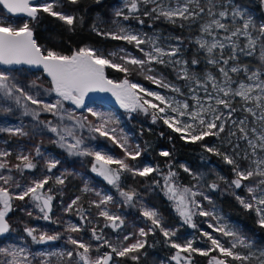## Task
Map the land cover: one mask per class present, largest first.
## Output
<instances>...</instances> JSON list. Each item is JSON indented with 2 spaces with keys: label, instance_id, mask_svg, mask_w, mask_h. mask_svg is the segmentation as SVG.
Here are the masks:
<instances>
[{
  "label": "snow or ice",
  "instance_id": "1",
  "mask_svg": "<svg viewBox=\"0 0 264 264\" xmlns=\"http://www.w3.org/2000/svg\"><path fill=\"white\" fill-rule=\"evenodd\" d=\"M68 2L78 4L80 0H68ZM95 2L99 4L101 0H95ZM148 4L153 7L144 10L143 16H154L155 19H163L182 29L198 24L199 35L193 37L190 42L197 46V52L204 53L206 64L215 68L218 74L211 71L203 74L190 71L189 65H198L201 61L195 56L191 60L183 59L182 36L169 37L175 43L162 46L158 34L148 37L146 33H140L122 25H118L115 30L102 31L93 25V31L98 36L133 44L142 56H134L124 48L105 55L99 49L89 46L78 48L71 55H65L52 49H43L34 39L33 29L29 23L24 22L22 26H16L0 18V65L8 66L0 70L2 98L14 102L23 109L22 115L31 116L43 129L55 134L57 139L54 142L64 148L69 155L92 157L94 162L91 171L115 187L123 198L122 202L126 204H132L137 193L135 190L121 189L122 174L128 172L133 176L147 177L153 172L159 173L160 169L159 166L154 167L150 164L135 167L127 162L129 159L135 161L141 156L140 146L129 145L122 130L120 135H117V128L110 127L118 123L112 114L86 106L85 101L89 93H111L119 106L129 113L139 110L148 114L151 110L153 123L157 119L162 120L172 131L180 133L181 139L186 142L196 143L207 137L220 139L221 134H225L221 143L226 141L232 146L231 154L221 151L216 146L205 144L203 147L207 152L220 156L225 163L232 166L235 178L230 181V187L244 188L248 196L238 195L235 191L232 194L245 210L255 213L258 227L264 229V18L258 20L248 8L235 3L234 0H175L174 3L173 0H126L127 14L123 9H118L115 15L122 17L125 21L130 18L137 19L142 25L144 20L140 19L138 14L141 13V5ZM0 6L8 14H26L32 20L37 18L38 13L44 12L69 26H73L78 19L81 21L83 19L56 11L55 0L53 3L39 4L35 0H0ZM259 7L264 11V0H259ZM241 38L245 41L243 44ZM144 45H147V48L143 47ZM257 53H259L258 59L261 66L252 67L241 62V56L253 57ZM115 58H118L120 62H115ZM154 64L174 67L177 78L185 81L187 95L180 86L167 81L162 75L154 74L156 73V69L152 67ZM13 66L41 69L50 78L51 87L43 89L36 81H32L26 86L28 89L26 90V87L21 86L12 75V72L21 71V69ZM129 66L139 68L145 75V79L153 84L185 98L177 99L176 96H166L160 92L148 90L140 84L130 82L127 78L116 82L106 75V68L127 74L130 71ZM241 74L243 78H239ZM36 89L39 90L32 91ZM41 91L46 95L55 93L58 98L55 102H46L40 96ZM65 101L71 102L76 109H86L96 118L95 121L89 120L84 115L78 116L74 110L65 109ZM12 111L11 106H0V112L11 113ZM44 112L51 113L57 119V123L41 121L39 117ZM238 113L240 115H237ZM64 121L70 123L65 124ZM84 130L89 133L90 140H95L98 134L99 137L107 138L114 145L119 146L124 152V158H116L102 148L86 145L83 137ZM0 132L16 136L29 135V131L22 122L14 127H0ZM239 141L246 142V148L241 149ZM35 152L36 156L42 155L39 147L35 149ZM10 155L8 151L0 150V172L9 169L6 158ZM159 155L169 157L171 153L164 150ZM17 159L21 162L14 165L18 171L32 170L37 167L31 154L26 155L21 152ZM241 160L248 161V166L242 168ZM59 163L58 159H48L47 171L50 173ZM180 167L184 172L192 174L194 179H198L187 166L182 164ZM176 178L177 173L172 171L169 165L163 190L167 198L173 202L175 211L183 224L195 229L198 227L193 219L195 216L212 217L215 220V224H208V228L212 231L201 230V235L209 244L206 249L194 247V238L186 239L183 243L177 242L174 238L179 229L166 227L162 215L155 208L145 207L142 215L150 221V226L147 230L141 227L138 231L140 238L133 243L125 244L124 242L131 238L130 235H125L122 242L114 245L103 236L102 229L97 232L96 228H92V239L101 242L95 247L82 238L72 235H68L67 243L73 248L59 251H41L33 254L27 247L11 244L0 247V257H2L0 264H33L36 256L43 258L40 264H52V257L56 258L57 264H114V256L130 257L133 261H139V253L147 245L146 238L150 234L155 235L157 230L163 235L168 246L175 250L171 256L175 264H193L194 254L209 257V264H229L230 260L238 264H253V261L264 264V250H258V255L253 251L246 254L236 251L237 248L252 249L254 242L227 222L222 223L223 217L217 210H205L204 205L196 199L197 196H201L203 200L212 204L209 196L194 190L195 186L180 185ZM52 179V176L45 175L41 179L32 180L27 186L15 183L14 187L20 189L18 193L10 192L8 187L0 186V237L12 230L8 214L13 210L14 200L24 201L28 198L42 214L38 218L52 219V202L55 197L52 195L51 187L45 189V185H48ZM219 179L224 180V177ZM12 180L11 175H0V181H3L4 185H8ZM65 180L66 175L61 174L54 178V183L63 185ZM250 180H255V183H245ZM218 187L217 183L209 185L210 190ZM82 191L95 190L85 184ZM95 194L100 199L91 203L100 209L99 216L106 221L104 226L119 230L124 225V220L107 208L113 197L107 194L102 195L100 192ZM80 199L79 196L73 199L65 211L71 212ZM77 212L82 221L86 219L84 209L77 208ZM28 215L31 216L32 213L28 212ZM82 228L83 225L69 222L65 231L79 233ZM24 232L35 244H46L61 239L60 233L38 232L33 227L26 226ZM213 233L230 238L227 245ZM101 247H107L110 251H105L93 258L91 253L93 251L99 253ZM213 252L218 255H211Z\"/></svg>",
  "mask_w": 264,
  "mask_h": 264
},
{
  "label": "rangeland",
  "instance_id": "2",
  "mask_svg": "<svg viewBox=\"0 0 264 264\" xmlns=\"http://www.w3.org/2000/svg\"><path fill=\"white\" fill-rule=\"evenodd\" d=\"M53 3L54 0H37L36 3ZM57 3L56 11L64 12L66 14H70L65 11L61 7V3L63 0H55ZM126 0H119V2L115 5L114 11L116 12L118 9H123L127 14V8H125ZM175 0H173V3ZM235 3L244 6L241 2L235 1ZM2 7V6H1ZM153 5H141V18H143V11L146 9H150ZM245 7V6H244ZM3 8V7H2ZM72 15V14H71ZM148 17V16H147ZM0 18L8 20L12 22L16 26H22L24 22L29 23V26L34 29L33 23L35 20L26 19L22 23H17V17L11 14H8L5 9H0ZM28 18V17H26ZM154 18L153 17H148ZM115 22L112 25L107 27V31L115 30L118 25H122L124 27H128L133 29L134 31L140 33H146L148 37H152L155 34L160 36V43L162 46H167L168 44L175 43L174 40H170L169 37L182 36L179 32L174 30H164L160 27L152 26L150 22L140 24L136 22L132 18L129 20H123L122 17H116L114 14ZM230 23V21H229ZM239 23V21H238ZM185 36H182L184 39V43L182 45L183 48V59L191 60L194 56L200 59V63L198 65H189L190 71L197 72L203 74L206 71H211L214 74H218L217 70L213 68L211 65H207L204 60V53L197 52V46L192 43V54L190 58L187 57V50L189 45L191 44L190 40L199 35L198 32V24H193L191 28L187 26L183 28ZM188 38L189 41L185 40ZM245 41L241 38V43L243 44ZM93 48L99 49L105 55L110 52L118 51L120 48H124L127 52L131 53L134 56H142V54L135 48L133 44L122 43L113 48H109L108 50H102L96 46H89ZM143 47L147 48V45ZM43 49H51L45 46ZM53 50V49H52ZM67 55V54H65ZM71 55V54H69ZM259 53L256 56L248 57L241 56V62L249 64L252 67L261 66L260 61L258 59ZM180 58V57H177ZM115 62L119 63V59L115 58ZM158 64L152 65L156 69V73L158 75H162L167 81L176 84L181 87L182 91L187 95V89L184 87L185 81L177 78V71L174 67H166L170 74L168 75L164 69L159 68ZM164 66V65H163ZM7 67L0 66V70H4ZM20 68L21 71H14L12 75L15 76L16 80L20 83L21 86H27L31 84L32 81H36L38 85H41L43 89H48L51 87L50 79L45 76V74L40 70H31L28 67H17ZM130 71L127 74H123L121 77L117 78V80H124L127 78L132 83H137L143 86L144 88L154 91L160 92L166 96H176L177 99H184L185 97H181L176 93L170 92L168 89L161 88L151 81L145 79V75L141 72V70L135 66H129ZM165 68V66H164ZM107 69V68H106ZM139 70L138 73L136 70ZM39 78V79H38ZM237 78V77H234ZM243 75L241 74V77ZM26 90L27 87H26ZM39 89L32 90L33 92L38 91ZM143 95V94H141ZM203 95V93H201ZM40 96L46 102H55L58 98L55 93L45 94L43 91L40 92ZM147 99H153L151 97H145ZM24 101H22L23 103ZM153 102L158 103L153 100ZM30 103V102H28ZM191 103V101H190ZM0 106H11L13 111L11 113L0 112V127H14L19 125L21 122L25 126L26 130L29 131L28 136H16L9 134L7 132H0V150H6L11 153L10 156L6 158V161L9 165V169H5L0 172V175L8 176L11 175L13 180L10 181L8 185H4L3 181H0V186L8 187L10 192L18 193L20 189L15 188L14 184L19 183L21 186H27L31 183L32 180H37L43 178L45 175L52 176L53 179L49 181L48 185H45V189L51 187L52 195L55 197L53 200V208L51 212V220H44L41 217V213L38 209L35 208L34 204L26 198L24 201L14 200L13 201V210L8 214V219L11 222L12 230L10 233L4 235L0 238V247L8 246L11 244H16L22 247H27V249L35 254L41 251L51 252V251H59L62 249H72L73 246L67 243L68 235H72L74 237L82 238L85 242H89L95 247L98 243L92 239V228H96L97 232L103 230V236L111 241L114 245L119 244L123 241V237L125 235H130L131 238L124 242L125 244L133 243L136 239H139L138 231L141 227L148 229L150 226V221H148L145 217H143L142 212L145 207L147 208H155L163 217V223L166 227L169 228H178L177 236L174 238L177 242L183 243L186 239H195L194 247L200 248H208L209 244L207 239L201 235V230L203 231H212V229L208 228L209 223L215 224V220L212 217H202L195 216L194 222L198 225L197 228H191L188 225L183 224L180 216L175 211L173 202L170 201L165 192L163 190L164 180L162 178V171L153 172L151 175L147 177L133 176L131 173L124 172L121 176L120 187L123 190H135L137 193V197L134 199L132 204L123 203V198L120 197L118 190L112 185L108 184L102 177L98 176L96 173L91 171V167L93 164V158L90 156H71L67 153L64 148H61L54 141L57 139L55 134L43 129L42 126L38 125L31 116L22 115L23 109L17 105H15L12 101H6L2 98V94H0ZM87 107H91L96 111L112 114L118 123L110 125V127L117 128V135H120V131L122 130L123 135L127 137L128 143L131 146L139 145L141 149V156L137 158V160H128L127 162L135 167H143L146 164H150L152 166H158L147 154L146 148L142 139L140 137L139 125L145 122H153L152 121V113L151 110L148 114H144L141 111L129 113L125 109L120 106H113L104 101H94L88 105ZM35 107V106H32ZM64 108L72 111L74 110L78 116L84 115L87 116L89 120L95 121V117L91 116L90 113L86 111V109H76L75 105L71 104V102L65 101ZM237 115H240L239 113ZM39 119L41 121H52L54 124L57 123V119L51 113H41ZM251 119V117H250ZM65 124L70 123L69 121H64ZM156 124L161 126L163 123L162 120L157 119ZM225 134H221V138L217 139L215 137H207L203 140L204 144L206 143L209 146L219 147L221 151H226L228 153H232V146L227 144L225 141L221 143V140L224 138ZM83 137L85 138L86 145L90 147H99L105 151H108L110 154L115 156L116 158H124V152L119 146L114 145L107 138L99 137L97 134V138L95 140L88 139L89 133L87 130L83 131ZM206 140V141H205ZM240 148H246V142L239 141ZM39 147L41 156H36L35 149ZM239 151V149H238ZM23 152L24 154H31L34 163H36L37 167L32 170L25 169L22 172L15 169L14 165L21 163L17 156L19 153ZM50 158L58 159L60 161L59 165L53 169L50 173L46 168V161ZM241 167H247L248 161L241 160ZM182 165V164H181ZM113 167H116L113 165ZM61 174L66 175V180L63 185H57L54 183V178ZM195 175L198 179H194L191 184H187L184 186H195L194 190H198L203 192L205 195L209 196L212 200V204H209L207 200H203L201 196H197L196 199L199 200L203 205L205 210H217L219 215L223 217V222H227L229 225L233 226L237 229L241 234L247 236L251 241H253L252 249H244L237 248L236 251L247 253L249 251L256 252L259 254L258 250H264V246H260L257 244L255 239L252 236L247 235L236 226V222L227 218L221 208L217 204L213 190L209 189V185L211 183H217L219 187L217 188L220 192L233 195V191L238 195H242L247 197L248 194L244 188L241 189H233L230 187L229 179L219 168L214 167L209 171L208 174H197ZM193 177V176H192ZM219 177H224V180H220ZM159 183H156V182ZM246 184H253L255 180L246 181ZM85 184L88 185L89 188L94 189L95 191L83 192L82 189L85 187ZM100 192L102 195L107 194L113 197L112 202L107 205L108 210L111 213L117 214L122 217L124 220V225L119 230H114L111 227H105V219L99 216L100 209L96 208L92 205V201H98L100 199L95 193ZM163 194L166 199L169 200L170 208H161L155 200V194ZM79 196L81 199L78 205L73 207L71 212L65 211L67 206L71 203L73 199ZM234 196V195H233ZM77 208H82L85 210L84 215L86 216L85 220L80 219V215L77 212ZM28 212H31L32 215L29 216ZM176 212V213H174ZM173 214H177L173 216ZM178 216L180 220L176 218ZM53 221H56L53 223ZM69 222L72 224L83 225L82 231L79 233H69L66 232L65 229L68 227ZM33 227L39 231H47L49 234L60 233L61 239L57 241L48 242L46 244H35L32 242L31 238L27 236L24 232L25 227ZM215 236L220 238L222 242H227L230 240L228 237H223L219 233H213ZM105 251H110L107 247H101L99 253L93 251L91 253L92 257H96L99 254H102ZM143 251V250H142ZM142 252L139 253L141 256ZM213 256L218 255V253L214 252L211 254ZM2 259V257H0ZM43 258L40 256H36L33 260V264H40V261ZM75 259V257H74ZM52 264H57L56 258L52 257ZM114 264H124L121 257L114 256ZM160 264H164L161 262ZM209 264V261H208ZM229 264H238V262L229 261ZM253 264H257L256 261H253Z\"/></svg>",
  "mask_w": 264,
  "mask_h": 264
},
{
  "label": "trees",
  "instance_id": "3",
  "mask_svg": "<svg viewBox=\"0 0 264 264\" xmlns=\"http://www.w3.org/2000/svg\"><path fill=\"white\" fill-rule=\"evenodd\" d=\"M235 1L244 4L258 20L264 18V11L259 7V0ZM118 2L119 0H101V3L97 4L95 0H80L78 4H71L68 0H63L61 7L78 18L82 17V21L78 19L73 26H69L56 17L40 12L33 23L37 41L42 48L47 46L67 55L85 46H96L104 51L122 44L124 41L105 39L93 31V25L102 31H107V27L115 22L114 7ZM0 9L3 11L1 6ZM26 19L31 20L29 17L19 16L17 17V23H22ZM132 19L138 22L137 19ZM140 19H143L144 23H152L151 25L154 27L174 30L185 36L182 28L169 24L163 19H149L147 16L140 17ZM185 40L189 41L188 38H185ZM191 46L192 43L186 52L188 58L194 54ZM158 67L164 69L168 75L170 74L168 68H164L163 65ZM106 71L109 76L115 79L125 74L112 68H107ZM136 71L140 73L138 69ZM139 132L147 154L160 167L164 182L169 172V165H171V170L177 173L176 179L180 185L192 183L193 175L184 172L180 167L181 164L187 166L191 173L194 174L201 175L204 173L206 175L214 167H217L229 179L235 178L232 166L225 163L220 156L207 152L203 147L206 143L204 144L203 141L196 143L186 142L181 139L180 133L172 131L164 123H161V126L153 122L142 123L139 125ZM164 150L170 152L171 155L169 157L159 155ZM213 195L223 214L235 221L241 232L252 236L258 245L264 246V229L258 227L255 213L245 210L233 195L222 193L218 189L213 190ZM154 200L161 208H170L169 200L163 194H155ZM175 215L177 214H173V216ZM176 218L178 221L180 220L178 216ZM146 239L147 245L143 249L139 261H133L130 257H123L121 259L124 264H160L161 262L164 264H175V261L171 260L175 250L168 246L159 230L156 231L155 235L150 234ZM208 261L209 257L207 256L193 255V264H208Z\"/></svg>",
  "mask_w": 264,
  "mask_h": 264
},
{
  "label": "water",
  "instance_id": "4",
  "mask_svg": "<svg viewBox=\"0 0 264 264\" xmlns=\"http://www.w3.org/2000/svg\"><path fill=\"white\" fill-rule=\"evenodd\" d=\"M35 2H37V0H35ZM11 15H13V16H16V17H19V16H24V17H27V15L26 14H19V15H14V14H11ZM33 33H34V39H36V41H37V38H36V34H35V32H34V30H33ZM37 43L39 44V42L37 41ZM40 45V44H39ZM42 47V46H41ZM0 66H2V65H0ZM2 67H8V66H2ZM13 67H28V68H30L31 70H40V71H42L41 69H38V68H33V67H30V66H13ZM106 71V70H105ZM43 72V71H42ZM44 73V72H43ZM45 74V76H47L46 75V73H44ZM106 75H107V77L109 78V79H112V80H114V81H116V82H120V80H117V79H115V78H113V77H111V76H109L108 74H107V71H106ZM48 77V76H47ZM49 78V77H48ZM50 79V78H49ZM94 101H104V102H107V103H109L110 105H113V106H119V104L116 102V100H115V97H113L112 95H111V93H99V92H94V93H89V97L86 99V101H85V103H86V105H88V104H90V103H92V102H94ZM52 205H53V203H52ZM52 208H53V206H52ZM6 235V234H5ZM3 237V236H2ZM1 238V237H0Z\"/></svg>",
  "mask_w": 264,
  "mask_h": 264
},
{
  "label": "flooded vegetation",
  "instance_id": "5",
  "mask_svg": "<svg viewBox=\"0 0 264 264\" xmlns=\"http://www.w3.org/2000/svg\"><path fill=\"white\" fill-rule=\"evenodd\" d=\"M53 203V202H52ZM8 221H9V223H10V225H11V222H10V220L8 219Z\"/></svg>",
  "mask_w": 264,
  "mask_h": 264
}]
</instances>
